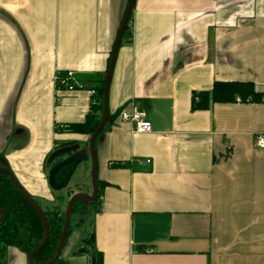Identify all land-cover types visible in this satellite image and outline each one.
<instances>
[{
  "label": "crops",
  "instance_id": "0c3cea01",
  "mask_svg": "<svg viewBox=\"0 0 264 264\" xmlns=\"http://www.w3.org/2000/svg\"><path fill=\"white\" fill-rule=\"evenodd\" d=\"M128 3L0 0V166L37 203L67 194L48 183L56 159L87 154L90 135L66 127L101 119L98 92ZM129 19L95 143L97 203L84 214L94 252L88 233V258L70 255V242L60 259L264 264V149L254 146L264 136V0H135ZM68 71L78 88L57 89ZM216 81L251 83L259 98L191 110L192 93ZM130 104L150 133L119 120ZM27 257L11 248L0 264Z\"/></svg>",
  "mask_w": 264,
  "mask_h": 264
},
{
  "label": "trees",
  "instance_id": "16d2710c",
  "mask_svg": "<svg viewBox=\"0 0 264 264\" xmlns=\"http://www.w3.org/2000/svg\"><path fill=\"white\" fill-rule=\"evenodd\" d=\"M130 23V19L128 24ZM128 25L124 31L123 37H129ZM104 84V82L102 81ZM103 84L98 92V111L103 108ZM256 101L259 97L254 92L251 83L237 82H214L210 91L193 92L191 97V110H207L211 104L230 103L235 99ZM100 122V115L88 116L86 121L80 125H70L66 129L75 133H85L91 136ZM59 146L65 143H57ZM119 166V165H116ZM63 173L57 176L61 180ZM62 196H56V204L52 207H46L44 214L49 225V239L46 245L34 256L35 263H44L50 261L56 252L60 234L63 228L64 214L60 210L59 203ZM98 198V196H97ZM97 203H86L77 201L73 205L74 213H84L86 206H92ZM0 210L4 211L6 217L0 224V255L3 256L6 250L15 248L26 256L39 245L43 240L44 230L41 221L34 211L20 197L16 189L12 186L10 177L0 173ZM85 245L94 252V234L90 232L85 240ZM95 264H102V256L99 253H93ZM55 264H66L60 258Z\"/></svg>",
  "mask_w": 264,
  "mask_h": 264
},
{
  "label": "water",
  "instance_id": "95a60500",
  "mask_svg": "<svg viewBox=\"0 0 264 264\" xmlns=\"http://www.w3.org/2000/svg\"><path fill=\"white\" fill-rule=\"evenodd\" d=\"M135 0H129L125 16L123 18L121 27L118 32V36L114 45V49L111 54L110 63L105 75L104 84H103V112L100 119V122L94 132L91 134L89 141H88V147H87V154L84 152H76L71 155H64L63 159H61L58 163H56L48 172V183L51 189L55 192H59L62 190H65L75 169L85 162L87 158H89L91 167H90V178H91V193L85 194V193H77L74 194L68 201L65 211H64V226L62 228L59 242L56 247V252L54 257L44 263H35L34 262V256L36 253H38L42 248L46 245L48 239H49V225L46 219V216L43 212V210L40 208V206L35 202L34 199L29 197L18 185L13 175L9 172L7 168H5L4 165H1L0 167V173L6 174L10 177L12 186L16 189L20 197L25 201V203L34 211V213L37 215L39 220L42 223L43 230H44V236L43 240L39 243L37 247H35L30 254L27 257L28 264H55L58 259L61 256L62 250L64 248V243L68 234L69 230V220L72 214V207L73 204L77 201H84L86 203H94L98 196V184L96 179V156H95V143L98 135L102 132L105 125L107 124L109 120V111L107 107V94H108V87L111 79L112 69L115 62L116 53L118 50V47L121 43L124 31L128 25L129 18L132 11V6ZM62 156V155H61ZM66 169V172L61 179V181L57 182L56 176L61 171ZM5 212L0 210V223L5 219ZM89 251L88 247H85L81 249L78 253L83 254L87 253ZM91 264H95V258H91Z\"/></svg>",
  "mask_w": 264,
  "mask_h": 264
},
{
  "label": "rangeland",
  "instance_id": "374dc122",
  "mask_svg": "<svg viewBox=\"0 0 264 264\" xmlns=\"http://www.w3.org/2000/svg\"><path fill=\"white\" fill-rule=\"evenodd\" d=\"M61 159L63 158L56 159L55 163H57ZM90 167H91L90 161L80 164L73 172V175L66 189L63 191L66 193H70L71 195L77 193H83V192L85 194H90L91 193ZM68 198L69 197L64 196L60 200L59 207L61 211H64ZM37 201H38V205L42 208V210L46 209V207L49 208L52 207V205L46 203L44 204L42 200H37ZM69 229H70L69 234L65 240L64 250L70 244V242H75L71 248L70 255L74 257L76 256V257L88 258L87 253H83V254L78 253L81 249H83L82 242L84 241L85 237L88 235V233L91 232V228L89 227L88 222L85 220L84 214L72 213L69 220ZM90 264H91V260H90Z\"/></svg>",
  "mask_w": 264,
  "mask_h": 264
},
{
  "label": "built area",
  "instance_id": "2783aa9c",
  "mask_svg": "<svg viewBox=\"0 0 264 264\" xmlns=\"http://www.w3.org/2000/svg\"><path fill=\"white\" fill-rule=\"evenodd\" d=\"M55 83L57 89L59 90L64 89L67 91H74L76 88H78L74 82V73L71 71L57 74L55 77ZM236 101L241 102L242 100L237 98ZM247 101H250V99H247ZM119 120L123 123L129 124L135 133L145 134L151 132V124L147 120L146 112L132 104L119 111ZM254 146L256 148L264 149V136H256L254 140ZM100 199L101 198H99V200Z\"/></svg>",
  "mask_w": 264,
  "mask_h": 264
},
{
  "label": "flooded vegetation",
  "instance_id": "af4514ba",
  "mask_svg": "<svg viewBox=\"0 0 264 264\" xmlns=\"http://www.w3.org/2000/svg\"><path fill=\"white\" fill-rule=\"evenodd\" d=\"M58 162H59V161H58ZM58 162H57V163H58ZM53 166H54V165H53ZM0 167H1V166H0ZM5 168H7V167L5 166ZM51 168H52V167H51ZM62 171H63V176H64V174H65V172H66V169L61 170V171L57 174V176L60 175V173H62ZM57 176H56V180H57ZM62 178H63V177H62ZM59 181H61V180H57V182H59ZM62 191H63V190H62ZM62 191H59V192H62ZM83 193H84V192H83ZM73 195H74V194H73ZM73 195H71L70 193H67V194H66V197H69V198H68V201H69V199H70ZM59 196L64 197L62 194L59 195ZM68 201H67V203H68ZM35 202H36V201H35ZM36 203H37V202H36ZM67 203H66V205H67ZM75 203H76V202H75ZM75 203H74V204H75ZM37 204H38V203H37ZM54 204H56V202H54L52 205H54ZM74 204H73V205H74ZM86 207H88V206H86ZM40 208H41V207H40ZM41 209H42V208H41ZM1 211H2V210H1ZM64 211H65V209H64ZM64 211H63V214H64ZM3 212H4V211H3ZM43 212H44V211H43ZM72 213H74V212H73V207H72ZM85 213H86V211H85L84 213H77V214H85ZM5 215H6V214H5ZM5 217H6V216H5ZM3 221H4V220H3ZM3 221H2V222H3ZM2 222H1V223H2ZM1 223H0V224H1ZM63 226H64V222H63ZM69 230H70V229H69ZM69 230H68V234H69ZM68 234H67V236H68ZM66 238H67V237H66ZM64 246H65V243H64Z\"/></svg>",
  "mask_w": 264,
  "mask_h": 264
}]
</instances>
